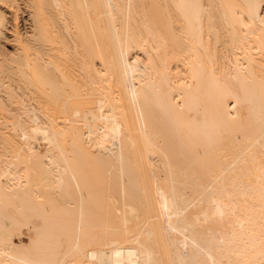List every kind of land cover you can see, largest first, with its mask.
Listing matches in <instances>:
<instances>
[{
  "label": "bare ground",
  "instance_id": "obj_1",
  "mask_svg": "<svg viewBox=\"0 0 264 264\" xmlns=\"http://www.w3.org/2000/svg\"><path fill=\"white\" fill-rule=\"evenodd\" d=\"M263 262L264 0H0V264Z\"/></svg>",
  "mask_w": 264,
  "mask_h": 264
},
{
  "label": "rangeland",
  "instance_id": "obj_2",
  "mask_svg": "<svg viewBox=\"0 0 264 264\" xmlns=\"http://www.w3.org/2000/svg\"><path fill=\"white\" fill-rule=\"evenodd\" d=\"M21 15H22V16H21ZM21 15H20L19 20L21 19V20H20V21H21V22H20L21 27H22V26L24 27L25 25H24L23 20H22V19H23V14H21ZM245 112H246V111L244 110L243 113H242V114L244 115L243 117L246 116V113H245ZM39 221H40L39 218H38V219H37V218H32L31 223H33L36 227H40V226H41V225H40L41 222H39ZM24 235H25V236H24ZM26 237H27V238H33V237H34L32 230H27V229L24 230L23 235H21V239H23V241H26V240H27ZM15 240L17 241L18 239L15 238ZM262 264H264V262H263Z\"/></svg>",
  "mask_w": 264,
  "mask_h": 264
}]
</instances>
